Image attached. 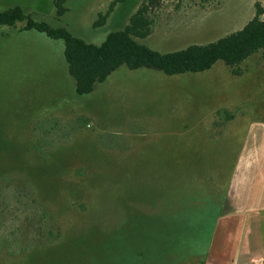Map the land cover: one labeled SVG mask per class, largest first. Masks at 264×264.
Returning <instances> with one entry per match:
<instances>
[{"label":"rangeland","instance_id":"rangeland-1","mask_svg":"<svg viewBox=\"0 0 264 264\" xmlns=\"http://www.w3.org/2000/svg\"><path fill=\"white\" fill-rule=\"evenodd\" d=\"M112 1L66 0L61 17L55 0H0V11L20 6L99 45L145 0L118 2L95 27ZM258 9L264 20V0H157L140 42L161 53L208 44ZM23 26H0V264H207L234 153L247 125L264 121L262 54L238 75L223 61L175 76L121 66L78 96L63 41ZM229 115L239 123L222 125ZM177 142L197 154L183 171L164 169ZM82 170L94 178L83 183ZM66 174L87 191L78 199Z\"/></svg>","mask_w":264,"mask_h":264},{"label":"trees","instance_id":"trees-1","mask_svg":"<svg viewBox=\"0 0 264 264\" xmlns=\"http://www.w3.org/2000/svg\"><path fill=\"white\" fill-rule=\"evenodd\" d=\"M123 1L113 0L108 11L99 15L94 26H103L117 3ZM65 2L66 0H55L58 17L66 13ZM156 2L157 0H145L123 30L109 33L99 45L85 41L65 27H52L47 22L36 21L20 6L0 11V26L13 28L17 23H24L21 31L36 30L54 40L63 41L68 72L75 80L78 96L92 93L98 83L107 80L121 66H126L130 70L153 69L168 76H175L204 72L210 70L217 62L223 61L232 67L233 74L238 75L241 71L235 69V66L250 56L258 53L264 58V20L260 17L262 11L259 9L256 16L242 29L208 44H192L167 53H161L142 44L140 40L146 39L152 33L153 19L150 12ZM231 117L232 115H229V118ZM66 173L71 174L70 171ZM95 173L85 175L82 170V174L85 175L82 177L83 183L93 179ZM66 177L71 198L78 199L87 192L82 188L83 183L80 179H68L67 174ZM74 202L72 201L68 208H72L71 204ZM52 218L55 220L56 217ZM92 227L94 228V225ZM48 234L46 236L48 239L60 237L59 232L50 231Z\"/></svg>","mask_w":264,"mask_h":264},{"label":"crops","instance_id":"crops-1","mask_svg":"<svg viewBox=\"0 0 264 264\" xmlns=\"http://www.w3.org/2000/svg\"><path fill=\"white\" fill-rule=\"evenodd\" d=\"M210 122L221 124L217 120ZM232 122L239 123L231 117L222 125ZM218 139L220 138H216ZM209 140L214 142L213 139ZM225 144L223 148L227 152V142ZM176 145L182 148L170 156L175 159L168 162V154H165V162L161 165L166 168L168 164L167 166L175 167L174 171H183L184 156L196 155L198 147L194 146L188 152L184 150L183 143L181 145L177 142ZM223 148L219 150L222 151ZM213 151H218L217 147ZM216 160L219 161L216 164L219 170L222 162L220 158ZM198 162L193 165H199L202 169L204 159L199 158ZM222 193V209L217 217L207 264H264V121L250 122L247 125L227 171Z\"/></svg>","mask_w":264,"mask_h":264}]
</instances>
